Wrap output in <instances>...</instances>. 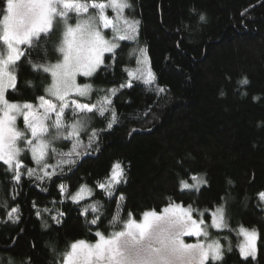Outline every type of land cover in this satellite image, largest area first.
I'll return each instance as SVG.
<instances>
[{"label":"trees","instance_id":"trees-1","mask_svg":"<svg viewBox=\"0 0 264 264\" xmlns=\"http://www.w3.org/2000/svg\"><path fill=\"white\" fill-rule=\"evenodd\" d=\"M130 3L132 8L125 13L140 21L137 45L147 48L155 82L145 85L133 80L131 88H119L131 79L124 69L136 68L129 52L137 45L123 42L116 62L106 59L88 80L93 88L90 99H78L95 103L110 95L118 123L100 133L99 150L83 156L75 167L64 165L62 173L43 182L22 176L15 184L12 173L0 167V264H60V254L72 241L94 242L97 229L111 231L120 194L125 197L119 201L122 219L128 212L139 218L146 210L159 211L169 198L200 209L225 205L229 229L215 234L226 248L225 256L207 264H264V210L258 196L264 191V0ZM3 7L0 0V18ZM200 15L205 21H200ZM61 32L54 30L33 48L24 46L25 56L16 67V90L7 94L11 102L36 104V97L46 95L51 78L34 70L29 60L55 63ZM244 78L249 83L239 84ZM113 88L115 95L108 93ZM88 116L90 127L106 129L104 118ZM105 116L111 118L110 113ZM23 159L34 167L29 154ZM117 160L125 168L126 183L122 181L109 199L94 186ZM192 175H202L207 184L199 191H181L180 180L191 181ZM61 183L67 187L66 195L81 184L92 186L95 195L79 205L66 199L61 204ZM97 200L103 214L93 226L86 220L95 214L89 210L87 217L81 216L80 209ZM16 206L19 213L13 215H19V220L13 223L8 213ZM44 208L51 213L42 212L38 219L36 211ZM58 212L65 214L59 224L50 219ZM241 225L259 233L255 259L240 255L237 229ZM224 237L230 238L231 252Z\"/></svg>","mask_w":264,"mask_h":264},{"label":"snow or ice","instance_id":"snow-or-ice-1","mask_svg":"<svg viewBox=\"0 0 264 264\" xmlns=\"http://www.w3.org/2000/svg\"><path fill=\"white\" fill-rule=\"evenodd\" d=\"M3 3V15L0 18V167L12 173L11 179L15 184L21 182L22 176L43 182L45 179L51 180L57 170L62 173L64 165L75 167L83 156L98 151L100 133L112 129L118 123L110 95L105 94L95 103H81L73 98L90 99L92 91L90 84H78L77 76H93L106 59L115 63L116 49L120 47L121 41L138 43L140 21L125 14V10L132 8L130 0H3ZM199 19L205 21L206 18L200 15ZM58 26L62 29V39L55 46L60 54L57 61L53 64H38L29 60L34 70L50 74L51 83L45 89L48 98L44 95L36 97L40 102L38 105L11 102L6 98V93L9 89L16 90L17 63L25 56V49L21 46H37ZM106 53L111 56L106 57ZM129 58L135 59L136 68L124 69L131 79L121 83L120 89L131 88L133 80L145 85L155 82L147 48H132ZM238 83L247 85L249 81L244 78ZM159 91L163 92L164 89L160 88ZM116 92V88L108 90L111 95ZM69 109L72 112L70 119L66 117V110ZM106 112L110 113V119L105 116ZM79 113L85 115L82 117ZM88 114L104 118L106 129L90 127L91 117ZM18 117L23 118V129L17 127ZM60 144L67 147L68 151L65 152ZM28 154L37 167H29L24 162L23 158ZM50 168L51 172L48 171ZM190 179L194 183L180 180L181 191H199L201 185L207 184L202 175H192ZM122 181L126 183L125 168L117 160L104 180L95 182L94 188L111 199ZM228 183L231 184V181ZM59 187L61 204L67 199L79 205L86 197L95 195L94 188L88 184H81L75 193L67 195L66 187ZM258 196L264 200V191L259 192ZM124 199V195L120 194L115 201L118 211L110 221L111 231L105 233L97 229L93 233L96 238L94 242L85 239L72 241L67 250L60 254V264H207L209 259H223L224 246L220 239L210 238V229L229 227L223 205L214 209H200L194 208L192 204L185 205L183 201L176 203L169 198L170 202L159 211L156 208L146 210L139 218L128 212L127 218L122 219L119 201ZM102 207L101 201L97 200L81 207L80 214L87 217L91 210L95 215L86 223L95 226L101 222ZM33 208H37L35 202ZM42 212L51 213V209H38V219ZM17 213L19 206L13 207L8 213L13 223L19 220V215H13ZM64 215L58 212L50 215V219L59 224ZM48 226L47 221H44L43 227ZM238 234L244 237L237 245L240 255L244 259H255L258 231L241 225ZM185 237H195L196 240L186 242ZM227 251H232L230 241Z\"/></svg>","mask_w":264,"mask_h":264},{"label":"rangeland","instance_id":"rangeland-1","mask_svg":"<svg viewBox=\"0 0 264 264\" xmlns=\"http://www.w3.org/2000/svg\"><path fill=\"white\" fill-rule=\"evenodd\" d=\"M126 11V10H125ZM109 14H111V11H109ZM126 14V13H125ZM55 30H61L62 31V29H61V27H56V29ZM110 34V33H109ZM138 38H139V36H138ZM123 42H125V41H121L120 42V46L122 45V43ZM130 43H134L135 45H137V43H135V42H131V41H129ZM0 47H2V46H0ZM22 48H24V46H21ZM137 47H138V45H137ZM136 47V48H137ZM118 50V48L116 49V51ZM106 56H108V55H111V54H109V53H106L105 54ZM22 58V57H21ZM103 66V65H102ZM101 66V67H102ZM100 67V68H101ZM133 69V68H132ZM135 69V68H134ZM40 71H42V70H40ZM99 71V69L97 70V72ZM43 72V71H42ZM96 72V73H97ZM44 73V72H43ZM96 73H94L93 74V76L96 74ZM45 74H47L48 76H50V74L49 73H45ZM93 76H91V77H87V78H85V77H83V76H80V75H78L77 76V83L78 84H85V83H87V84H89L88 83V80H90ZM50 78H51V76H50ZM93 89V88H92ZM12 89H9L8 90V92L9 91H11ZM8 92L6 93V98H7V94H8ZM46 92V91H45ZM92 92V91H91ZM45 97L46 98H48V95H47V93H46V95H45ZM73 98H75V99H86V98H88V97H73ZM40 102L38 101L36 104H33V105H38ZM21 104H23V103H21ZM40 111H42V109L40 110ZM107 113V112H106ZM78 115H81L82 117L85 115V114H83V113H79ZM71 116H72V112H71V109H69V110H66V117L67 118H71ZM85 118H87V117H85ZM17 127L18 128H20V129H23V127H24V125H23V118L22 117H18L17 118ZM85 142V141H84ZM60 147H64V145L63 144H60L59 145ZM29 156H30V158H31V155L29 154ZM59 158V157H58ZM32 161V160H31ZM33 162V161H32ZM51 163H55V161H50ZM33 164H34V167L33 168H35V167H37L36 165H35V163L33 162ZM48 171L49 172H51L52 171V169L50 168V169H48ZM60 172H59V170H57V174H59ZM205 179V178H204ZM190 184L191 183H194V181H188ZM61 185H64L63 183H61ZM65 186V185H64ZM204 185H201L200 186V188H202ZM66 187V186H65ZM66 189H67V187H66ZM187 190H195V189H184V191H187ZM87 199H89V198H85V200H87ZM67 200V199H66ZM259 200H260V202H261V204H262V209L264 210V200H261L260 198H259ZM67 201H69V202H72L71 200H67ZM84 201V200H83ZM82 202V201H81ZM73 203V202H72ZM224 206V208H225V205H223ZM195 215V214H194ZM225 219H226V222H227V212H226V208H225ZM228 224V223H227ZM245 228H247V227H245ZM229 229V227L228 228H225V229H222V230H216V229H210V233H211V236H210V238H212V239H216V238H218V237H216L215 236V234L216 233H221V232H225V231H227ZM249 229H251V228H249ZM238 230L239 229H237V233H238ZM239 235V234H238ZM240 236V242L241 241H243V239H244V237L242 236V235H239ZM185 239V241L186 242H195V240H196V238L195 237H185L184 238ZM220 239V238H219ZM224 239V238H223ZM224 240H227V241H230V238L229 237H227V239H224ZM258 241H259V239H258ZM258 241H257V248H258ZM220 242H221V240H220ZM221 244H222V242H221ZM223 245V244H222ZM224 246V245H223ZM225 247H224V255H223V259H224V256H225ZM249 258V257H248ZM222 259V260H223ZM221 260V261H222ZM210 261H212L211 259H209V261L208 262H210ZM207 262V263H208ZM212 262H220V261H212Z\"/></svg>","mask_w":264,"mask_h":264}]
</instances>
